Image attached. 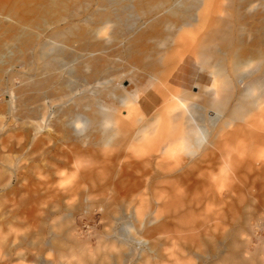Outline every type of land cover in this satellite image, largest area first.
Masks as SVG:
<instances>
[{"label":"rangeland","instance_id":"rangeland-1","mask_svg":"<svg viewBox=\"0 0 264 264\" xmlns=\"http://www.w3.org/2000/svg\"><path fill=\"white\" fill-rule=\"evenodd\" d=\"M210 1L216 23L224 24L222 29H227L235 46L245 50L238 60L229 57L224 64L231 80L228 74L234 70L251 71L256 62L264 61V0ZM75 2L78 6L72 11ZM102 9L97 0H0V235L7 240L0 251V264H97L115 252L97 248L103 244V232L108 228L98 212L102 201L128 213L139 209L146 223L150 221L148 228L166 223L160 234L162 248L166 249L162 261L152 255L148 261L138 260L140 242L124 233V224L118 225L120 237H126L124 251L135 254L122 264H264V206L260 204L264 198V148L253 147L264 113L258 112L262 118L257 125L258 113L251 114L245 120L247 124L226 116L238 100L244 81L233 80L235 92L217 125L223 121L230 124L217 139L211 165L176 166L154 161L133 165L132 169L120 164L115 156L128 149L131 132L102 126L101 118L92 112L91 94L86 89L94 83L87 75L94 73L102 54L115 61H107L102 67L114 73L108 88L116 92L127 88L136 94L141 85L148 88L154 83L146 74L148 70L132 66L130 59L138 54L130 50L129 40L147 18L135 20L133 27L118 28L97 20ZM80 28L96 39L105 38L107 45L101 50L70 35V30ZM53 44L58 51H52L54 57L53 53L49 55L53 61L44 72L35 55L40 47ZM148 44L150 48L152 44ZM67 49L76 55L68 54ZM26 55L28 59H24ZM103 71L96 70V80L104 81ZM49 75L51 80L41 92L38 82ZM208 79L204 69L193 77L202 87L211 85ZM185 87L198 92V88ZM63 91L69 97L81 98L87 106L62 114L58 100L64 96ZM117 113L125 115L123 108ZM153 115L140 108L126 118L138 127ZM69 119L78 120L80 130L71 141L57 128ZM220 140L236 148L240 160L254 163L244 172L217 177L224 166L220 155L224 143ZM31 211L41 214L39 221L28 219ZM155 215H159L158 220L153 219ZM54 224L62 234L64 248L42 252L38 231ZM129 230L132 233L133 227ZM234 230L239 234L234 236ZM173 237L184 248L179 263L175 261L178 254ZM144 238L150 237L146 234ZM208 239H214L217 251L199 256L203 247L198 245ZM233 252L241 262L221 259Z\"/></svg>","mask_w":264,"mask_h":264},{"label":"bare ground","instance_id":"bare-ground-1","mask_svg":"<svg viewBox=\"0 0 264 264\" xmlns=\"http://www.w3.org/2000/svg\"><path fill=\"white\" fill-rule=\"evenodd\" d=\"M80 1L89 2L90 0ZM97 1L103 9L95 15L97 20L104 24L113 23L118 28L125 25V28H127L133 27L135 20H140L143 17L147 18L146 22L144 21L145 23L143 22V24H140L134 30L133 36L129 40L130 50L133 49L136 52L135 56L137 54V57L143 56L141 58L130 57L132 60L130 61L132 62V66L148 70L146 74L154 83L148 88H144L141 85L136 94H131L127 88L124 91L117 90V92L112 87L108 88L110 83L108 82L109 77L114 73L109 74L102 67L105 66L107 61L111 62V64H114L115 61L108 60L102 54L99 55L100 57L98 56V65L94 73L87 75L89 82L94 83L92 87L86 89L91 94L90 103L92 112L101 118L102 126H111L114 130L119 129L120 131L131 132L128 149L122 150L115 156L117 162L130 168L133 165H135L134 167L145 164L149 165L154 161H157L156 163L173 164L176 166L184 163L189 164L191 167L201 163L211 165L214 159L213 156L215 155L214 152H216L217 139L221 135V131L230 124L227 121H223L220 125H217L220 122L218 121L219 118L226 112L227 105L235 92L233 80H237V82L244 81V86L238 93L236 103L227 111V119L242 120L247 124L248 122L245 120L251 114L264 113V61L260 60L256 62L251 71L234 70L228 74L232 78L229 80L224 68L226 60L229 57L238 60L245 54V50L235 46L227 29H222L224 24L219 23L218 25L216 23V16H214L211 8L210 0H135L132 3H128V0ZM77 6V2L73 3L72 11ZM60 35L61 33L56 34V36ZM70 35L79 38L84 44L101 50L108 43V40L105 38L96 39L83 28L70 30ZM148 43L152 44L150 48H148ZM54 44L47 48L44 46L40 47L35 55L37 61H40V69L44 72L48 71L53 61L49 58V55L53 53L52 51H58ZM84 44L83 46H85ZM68 49V54H72V50L68 51ZM74 53L73 55L75 56L76 54ZM24 59H28V55ZM176 63L178 64L177 66L175 65ZM217 63L220 65L218 68H216ZM174 66L176 67L173 68ZM203 69L205 75H209L211 81L209 87H202V85H198L197 82L193 81V77ZM96 70H104L101 74V78L104 81L101 82L95 79ZM168 72L174 73L171 75L169 73L168 75ZM50 76L38 82L41 92L45 90L49 79L51 80ZM66 82H63V86ZM186 85L198 88V92L189 91L185 87ZM142 93H145V95H140ZM63 95L58 100L61 103L62 114H71L78 109L82 111L87 106L82 103L81 98L69 97L68 93L65 94L64 91ZM119 108L124 109V117H122L123 115H118ZM140 108L154 112V115L152 119L136 127L135 123L133 124L132 121L130 123L126 117L132 116V113L136 111H140ZM261 116L260 113L256 115L255 125H257L258 118H262ZM74 120L69 119L62 125L57 124V126L59 125L57 128L65 133V138L69 141L73 140L74 133L80 132L78 120ZM261 123L258 127L260 134L257 136L258 138H256V143L253 147L263 149V118L261 119ZM223 143L224 151H221L222 154L220 155L224 158V163H222L224 166L217 177L222 175L229 177L228 174L236 175L238 172L241 173L242 170L244 172L254 163V161L248 159L240 160L237 149L232 148L231 144ZM179 154H183L184 157ZM257 166L259 167L258 164ZM256 183L258 182L256 181ZM100 202L101 200H98V204ZM105 203L106 201H102L100 208L97 209L100 218L107 221L106 225L108 228L103 232V244L98 245L97 248H107L109 252H115L107 255V257H104L97 264H102L103 262L122 264L128 258L131 259L132 250L128 249L129 251H124L122 247L127 246V244L126 237H120L119 228H117L121 224L125 225L124 233L131 236L137 243L140 242V248L136 252L138 260L145 261L149 255H152L153 258L161 259L160 261H162V256L165 255L162 252L166 249L162 248L164 244L162 243L160 234L163 233L161 229L163 230L166 227V223L161 222L158 226L148 228L150 221L146 223L139 209L128 213L120 209H114ZM260 204L264 206V198ZM28 215V219L34 222L42 217L40 213L36 215L32 211ZM158 217L159 215H155L153 219L158 220ZM49 219L52 218L50 217ZM130 220L135 222V224L131 223ZM131 227H133L132 233L129 230ZM58 228L55 224L46 228H40L38 236H40V242H42V252L53 249L61 250L60 248L64 244L60 239L62 234L58 232ZM146 234L150 238H144ZM238 234L234 230L233 235L236 236ZM171 241L172 245L177 247L178 255L175 261L179 263L181 259L179 256L183 254L184 248H181L175 237ZM6 242V238L0 235V251L4 249ZM106 243L107 245H105ZM216 244L214 239H208L207 243H200L198 248L203 247V249L198 255L215 253L217 251L215 249ZM3 252L8 253L9 250ZM222 257L221 259L224 262L231 261L232 259L241 262L234 252Z\"/></svg>","mask_w":264,"mask_h":264}]
</instances>
